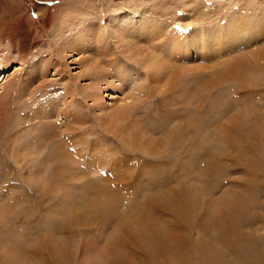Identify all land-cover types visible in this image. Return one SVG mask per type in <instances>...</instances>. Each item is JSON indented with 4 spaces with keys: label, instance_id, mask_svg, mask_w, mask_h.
Masks as SVG:
<instances>
[{
    "label": "rangeland",
    "instance_id": "rangeland-1",
    "mask_svg": "<svg viewBox=\"0 0 264 264\" xmlns=\"http://www.w3.org/2000/svg\"><path fill=\"white\" fill-rule=\"evenodd\" d=\"M262 7L0 0V52L12 56L0 67V198L11 193L0 210V260L15 232L33 264H264V169L252 172L264 158V15L250 16ZM65 10L73 13L64 22ZM143 81L151 96L134 97L112 121L132 82ZM57 142L75 144L72 176L61 164L43 184L35 170L48 177ZM133 213L153 225L151 242Z\"/></svg>",
    "mask_w": 264,
    "mask_h": 264
},
{
    "label": "bare ground",
    "instance_id": "bare-ground-1",
    "mask_svg": "<svg viewBox=\"0 0 264 264\" xmlns=\"http://www.w3.org/2000/svg\"><path fill=\"white\" fill-rule=\"evenodd\" d=\"M33 6V5H32ZM34 6L35 7H37V9H40V7H39V4H34ZM53 7L52 6H46V7H44V13H42V17H39L38 18V20H41V21H43L44 23H46V22H50V17H51V15L49 14V12L51 11V9H52ZM263 9H264V7H262ZM121 11V10H120ZM133 11V10H132ZM233 12H237V11H233ZM233 12H231L230 13V15H224L225 16V18H228L229 16L230 17H232L231 18V20H233ZM72 13H73V11L72 10H65V11H61L60 12V17L62 18V21H66L71 15H72ZM118 13L119 12H117V13H115V17H116V15H118ZM254 14V15H253ZM263 15H264V12H261V11H257V12H250V16H254V17H263ZM119 16H117V18H118ZM116 20V19H115ZM17 23V22H16ZM251 24V23H250ZM87 26V25H86ZM154 27H156V24L154 23ZM246 30H249L250 29V26H249V23H247V25H246ZM170 31V30H169ZM75 32H71V34H69V36H65V37H62L60 40L62 41V43H70V35L72 36V34H74ZM171 33V32H170ZM194 33H198L197 32V30L195 29V32ZM209 33V32H208ZM247 33V31H245V34ZM219 35V31H212L210 34H209V36L210 35ZM166 35H168V34H166ZM195 35H189V37H194ZM131 39H129V40H127L126 42L128 43V45H133V40H134V37H130ZM198 38L202 41V38H200L199 36H198ZM208 39H210V38H208ZM60 41V42H61ZM57 42H59V40L57 41ZM60 42L58 43V44H60ZM179 44V41L178 40H176V39H174L173 40V45H174V49H175V47L177 46ZM1 50V49H0ZM128 51H130V52H132V48H129V50ZM12 56H8L6 59H5V56H3L2 55V53L0 52V67L1 68H3V69H6L7 67H8V65L10 64V61H5V60H9L10 58H11ZM139 59V58H138ZM140 60V59H139ZM254 60L255 61H258L259 60V57H257L256 56V58H254ZM261 60H262V58H261ZM217 61H219V59H217ZM143 62V63H142ZM220 62V61H219ZM148 64L147 63V61H143V60H141L140 61V64ZM221 64H222V68H224L225 66L226 67H228L227 65L229 64V62H220ZM149 66V65H148ZM151 67H152V69H150V70H154L155 68H157V66H159V63L157 62V63H155V64H151L150 65ZM121 67V66H120ZM123 68V67H122ZM215 68H216V66H215ZM217 71H214L213 72V74L215 73H220L221 71H223V69H219V68H217L216 69ZM123 71V70H122ZM6 71H3V73H5ZM119 72H120V69H119ZM150 72V71H149ZM2 73V74H3ZM119 75H120V73H118ZM214 74V75H215ZM123 81H129L130 79H129V77H125V76H123V79H122ZM235 80V78H230V79H228V81H234ZM120 81V80H119ZM144 81H146V80H144ZM132 82V84L130 85V88H129V91H127V93L128 94H130V96L128 97L127 96V98H126V96L124 97L125 99H124V101L122 102V103H120L119 104V107H118V110L117 111H115V113H113L112 114V118L113 119H111L112 121H114V118L116 117V116H122V115H126L128 112H129V110H130V105H132L133 106V104H132V101H133V99H134V97L136 98V99H138V102H140V101H142L143 100V98L142 97H144L145 96V98H146V96L147 95H150L149 94V91L152 93L153 92V90L151 91L150 90V86L151 85H149L148 83H145V82ZM103 82H105V81H103ZM107 82V81H106ZM105 82V83H106ZM216 82H217V80H216ZM109 84V83H108ZM107 84V85H108ZM149 85V86H148ZM107 87V86H106ZM92 94V93H91ZM91 94H90V96H91ZM127 95V94H126ZM158 95H160V94H158ZM89 96V97H90ZM151 96V95H150ZM149 96V97H150ZM87 97H88V95H87ZM88 97V98H89ZM91 98V97H90ZM93 98V97H92ZM142 100H141V99ZM139 99H140V101H139ZM94 101V100H93ZM136 102V101H135ZM33 110V109H32ZM32 113H34V114H32V115H34V117L33 118H37V119H39V117H42V118H45L46 117V113H44V112H42V111H37L36 109L35 110H33V112ZM120 114V115H119ZM32 117V116H31ZM31 119V118H30ZM117 119V118H116ZM122 119V118H121ZM118 121V120H117ZM116 121V122H117ZM111 122V121H110ZM118 122H122V121H118ZM112 123V122H111ZM113 124V123H112ZM120 124V123H119ZM113 126V125H112ZM263 126H264V122H263ZM183 128V126L181 127V128H179V129H182ZM41 130V129H40ZM62 132L63 131H59V134L58 133H56L55 132V134L53 135V136H58V137H60L61 138V135H62ZM179 134V132L177 131V132H175L174 133V137H177V135ZM43 137H45L44 135H42ZM63 141V140H62ZM84 142V141H83ZM89 142V141H88ZM73 145H75L74 143H67V142H62V143H56L53 147H52V150L50 151V153H49V157H48V162L50 163V165H51V167H52V170L51 171H49L48 172V177H46V173H45V169L44 168H42L41 166H39V167H37V169L35 170L36 171V175H37V179H38V181L39 182H42L43 184H48V183H50L51 181H56L57 180V178H58V176L61 174V172L63 171V170H61V172L60 171H58L56 168H60V165L61 164H63L66 168H64L65 170H68L69 172H70V176H72L71 175V169H72V165L74 164V162H76V155L75 156H72V152H73ZM45 146H46V144H45ZM45 146H44V148H45ZM104 147V146H103ZM102 147V148H103ZM23 148H26L27 149V145H24V147ZM23 148L19 151V153H21V156H22V154H23ZM91 148V147H90ZM99 149V148H98ZM263 150H264V148H262ZM86 150V149H85ZM91 150V149H90ZM104 151V150H103ZM75 152H76V150H75ZM260 152H262V151H260ZM260 152H258V153H260ZM101 153H102V151H101ZM255 154H256V152H255ZM21 156L18 158L17 157V162H19V163H21L22 162V159H21ZM88 156V155H87ZM101 156V155H100ZM92 157V156H91ZM102 157V156H101ZM88 158V157H87ZM256 158V157H255ZM259 158V157H258ZM258 158H256V161H255V163H254V166L252 167V172H253V176H254V173H255V171L257 170V167L260 169V167L262 166V168L264 169V158L262 159H260V160H258L257 161V159ZM93 159V158H92ZM251 160V159H250ZM249 164V163H248ZM260 166V167H259ZM100 168V167H99ZM98 168V169H99ZM251 168V167H250ZM258 172H260V171H258ZM258 175V174H257ZM255 177V176H254ZM208 182V181H207ZM11 195V193H9L7 196H6V198L8 197V196H10ZM260 197V196H259ZM6 198H4L3 200H2V198H0V210L2 211V210H5V208H6V203H9V202H11V198H8L7 199V201L8 202H6L5 201V199ZM260 199V198H259ZM254 200V199H253ZM256 201V200H255ZM243 203V202H242ZM244 204V203H243ZM249 210H251L250 208H248ZM243 210H244V208H243ZM246 212V211H245ZM140 214L141 213H138L137 215H136V217H135V213H133V216H130V218H129V221L131 222V224H133L134 226H137V232L140 234V236H141V239H144L143 241H145V242H151L153 239H154V229H153V225H150L149 226V223H150V221L147 223V221H144L145 222V224L144 223H142L143 222V218H142V216H140ZM250 217V216H249ZM142 218V219H141ZM248 218V217H247ZM136 220H138L137 222H136ZM230 221V220H229ZM0 222H1V219H0ZM140 223H142V224H140ZM231 223V222H230ZM224 224V223H223ZM125 227V226H124ZM157 233V232H156ZM159 234V233H158ZM13 235V236H12ZM12 236V237H11ZM19 236L20 235H18L17 233H12L11 235H10V237L12 238V239H10V242H9V244H8V247H7V249H6V253L4 254L5 255V258H3L2 260H0V264H33L32 263V261H34V258H32L31 260H30V262L28 261V259L30 258V256H31V254H30V256L28 257L27 255H26V253L25 252H27L28 251V249L26 250V251H24V246H23V248H22V243L21 244H19V241H17V239L19 238ZM0 238H2L1 236H0ZM8 238V237H7ZM36 245H39V244H36ZM35 245V247H37ZM30 247L31 246H29V249H30ZM148 247H150V246H148ZM32 251H34V250H32ZM62 251H66V250H64L63 248L62 249H60V250H57V251H55V253H54V255L56 256V258H57V260L58 261H60L59 259H61V254H62ZM25 253V254H24ZM32 253V252H31ZM98 254H100L99 256H103L102 254L103 253H98ZM29 255V254H28ZM113 257V256H112ZM116 258V257H115ZM57 261V262H58ZM208 261L210 262V264H213L214 263V261H212V259H209L208 258ZM205 262V261H204ZM220 262V261H219ZM106 263H109V262H106ZM207 263V262H206ZM222 263V262H221ZM91 264H105V263H103V261H99L98 259H94L93 261H92V263Z\"/></svg>",
    "mask_w": 264,
    "mask_h": 264
}]
</instances>
